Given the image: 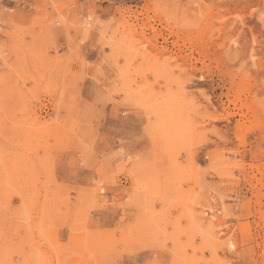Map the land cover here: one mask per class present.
Wrapping results in <instances>:
<instances>
[{
	"label": "rangeland",
	"instance_id": "1",
	"mask_svg": "<svg viewBox=\"0 0 264 264\" xmlns=\"http://www.w3.org/2000/svg\"><path fill=\"white\" fill-rule=\"evenodd\" d=\"M0 264H264V0H0Z\"/></svg>",
	"mask_w": 264,
	"mask_h": 264
}]
</instances>
